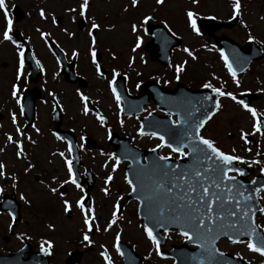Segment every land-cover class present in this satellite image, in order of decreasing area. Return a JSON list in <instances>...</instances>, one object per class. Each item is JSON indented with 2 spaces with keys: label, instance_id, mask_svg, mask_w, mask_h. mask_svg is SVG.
Masks as SVG:
<instances>
[{
  "label": "rangeland",
  "instance_id": "1",
  "mask_svg": "<svg viewBox=\"0 0 264 264\" xmlns=\"http://www.w3.org/2000/svg\"><path fill=\"white\" fill-rule=\"evenodd\" d=\"M188 0H166L164 4L157 5L155 0H138V8L133 9L131 7V0H92V5L88 12L91 14L95 13V20L101 24V31L97 32V39L99 40L98 50L107 58L108 50H113L115 54L121 55L122 62L119 63V66L124 72L129 74V70L134 68L135 70L140 69L139 63L134 62L130 57L132 52L131 49L135 47V37L134 33L131 31V25H138V32L140 31V27L145 25H140L139 21L142 20L144 16H152V23H167L168 27L175 33L177 37L182 40V47L179 51H175L174 59L172 61V72L171 69L160 67L157 69L159 76L162 77L164 74H167V78L172 75V85L177 82L176 76L174 74V67L176 65H180V62L190 61L188 73L182 79V83L185 85L188 84L189 72L191 69V73L196 72L197 68L205 71V62H213V58L209 54H204L201 52L200 55L198 52L194 51L196 56H199V61L194 62L188 58L186 53L183 51L184 47L193 45L194 47H202L201 38H196L192 36L191 29L188 27L186 23L185 12L187 9ZM191 2V1H189ZM6 5L9 13L14 7H20L22 11L26 14V18L21 23H18L16 26L18 31L21 33H27L32 43L36 46H43L42 42L39 39V34L36 29H42L43 32L48 34V37L57 34V37L63 40L64 46L69 52L72 48L81 47L82 43L77 44L78 38H80L81 34L77 27L70 23V8H75L78 11L79 0H6ZM127 8V11H125ZM202 12V14H215L223 15L221 9L216 7H211L212 11L208 12V8L205 9V3H202L198 7ZM43 10L46 14L45 19H40L38 17L39 11ZM72 14V13H71ZM77 14V13H73ZM59 18H63L64 22L62 24L63 27L69 30V27L72 32L76 33V37L74 39H70L69 36H60L61 29H55L56 25H52L54 16ZM200 15V14H198ZM93 16V15H92ZM52 19V22L51 20ZM112 28L108 30L106 27ZM4 21L2 13H0V32L3 31ZM41 31V30H40ZM70 31V30H69ZM69 33H72V32ZM42 32V31H41ZM135 33V34H138ZM84 45L87 46L88 39L84 36ZM184 45V47H183ZM11 46L10 43L3 42L2 37H0V114H2L3 120L0 122V130H4L7 133H13V127L10 115L12 111L11 105L14 102L10 99V89L11 83L13 82L14 77V69H15V49ZM202 50V49H201ZM137 52V51H135ZM44 56V54H42ZM49 62V61H48ZM2 65H6V68L2 67ZM151 63L148 65V68L153 69ZM185 66V64H184ZM264 61L263 64L259 67H256L259 75L264 78ZM81 67L84 70V75L91 79V87L94 88V92L90 95V100L98 103V101L105 102L103 97V93H98L97 91H101L102 84L95 77L93 72V66L88 64L83 59ZM255 69V68H254ZM49 74L48 78H54L57 75V67L54 63L49 62L47 65V70ZM152 70H149L150 72ZM215 73H220L217 70H211ZM210 71V72H211ZM210 72H206L207 76L204 81L207 79H212ZM131 74H136L131 72ZM171 74V75H170ZM184 75V71L181 74V77ZM253 79V76H250ZM49 85L46 87V91L48 88H55L53 85V81L48 79ZM58 82V81H57ZM251 82L244 88H250ZM162 84L164 82L162 81ZM199 84H195L198 86ZM62 86L60 82V89ZM107 91L106 85L103 86ZM133 89V85L131 87ZM82 91L81 94H84ZM76 88L75 87H65L64 95L62 96V100L59 102L62 105H65V110L67 111V118H70L71 122L67 126L76 130V134L78 136L88 134L95 135V131H99L100 140L103 142L102 145L107 146L105 143V131L100 129V123L93 119L90 115H85L83 113L82 105L78 100V97L75 95ZM14 100V99H13ZM50 98L48 97V102ZM73 101V103H71ZM106 103V102H105ZM109 105L108 103H106ZM111 105V103H110ZM231 108L225 110L224 113L216 120L214 126L217 130L220 131V134L226 137L230 133H233L237 138V141L240 137L241 130L250 131L251 121L242 114L239 110L230 111ZM41 117L39 124L42 125L43 131L39 133L33 132V135L38 139L37 145L30 144V153L32 157L30 158L31 164L34 165V168L28 173H25L24 169L28 165L26 162H19L17 157L14 155V150L12 146L5 147L4 141L5 137L1 139L0 136V162L4 163L6 166V176H14L18 174L19 178L16 179V187L18 191V198L21 194H23L29 201V204H24L22 202V218L19 221L16 229H13L16 233L14 237H10L9 243H5L3 241L4 237H9V223L10 221L4 215L0 217V235L2 240L0 242V253H4V250H8L10 248L18 249L21 246V240L17 239L20 237H27L29 242L36 249L39 248V244L43 240L51 241L54 245L52 249V257L51 262L53 264H66V260L69 258V254L75 250L83 251V259L79 264H103L100 258V252L103 250L100 246L103 245L107 252L112 257H118V254L113 247L115 241V234L120 232V241L128 243L132 248H134L139 254L144 255L145 261L144 264H167L168 260H163L162 258L155 255L154 247L149 245V241L146 239L143 229L141 227L142 221L138 218L137 214V203L131 202L127 203L126 207L123 211H121V217L117 220L116 225L113 226L108 232H104L103 229L106 227V222L112 218L111 214L114 210L113 205L119 204L121 201L125 199L127 192L129 191L128 184L125 182V176L123 175V167L120 166L113 173V180L108 184L109 195L105 196L102 189L105 187L104 181L106 177L109 175L108 172H103L104 167H101L102 160H99V157H108L107 155L101 156L98 153L95 154H85V166L94 168L99 172V176L97 178L96 187L92 191L91 196L93 199V208L95 210L96 215V223L100 227V232L90 233V237L93 241V247L85 246L81 237V230L83 228L82 225V217L79 209L75 207V201L84 193H80L79 190L75 189V187L71 184H65L69 188L68 193L64 196V199L70 201L73 205L70 214H65L62 210V204L60 201L59 191L62 187L61 184L63 180L67 178L66 168L64 166L63 160L59 155H53V153L64 152L65 156L68 157L67 149L63 146L62 143H57L54 138L51 136L50 126L52 120L50 118L49 109L45 106L41 105L40 112ZM109 115V114H108ZM17 118V117H16ZM109 118V117H108ZM18 119V118H17ZM19 121V119H18ZM113 121V119H111ZM130 122V121H128ZM134 122V121H133ZM50 123V124H48ZM129 125L127 129H130ZM224 128V131H223ZM27 133V132H26ZM0 135H3L0 134ZM30 135V133L28 134ZM27 135L22 139L23 142L27 141ZM141 144H145V147L152 146L149 143L148 138L138 139ZM24 150L27 149L26 144L23 143ZM108 151V150H106ZM109 152V151H108ZM163 155H171V152L164 151ZM241 156L244 159H249L250 156L247 152L243 151ZM8 164V165H7ZM264 166L259 168V170ZM108 168V167H107ZM110 170L112 168L110 167ZM35 175L40 177V181L35 180ZM53 177H56V182L52 183ZM4 183V188L9 189L13 183L8 181ZM2 179L0 178V183ZM2 185V184H0ZM48 185L50 187H57L58 191L56 195L51 194L48 191V188L45 187ZM261 199L264 204V193L261 194ZM20 200V199H19ZM257 224H260L264 227V216L258 215L256 218ZM51 226V227H49ZM21 234H23L21 236ZM168 242L166 248L169 249L173 244H181L183 243V238L178 235V233L171 232L168 236ZM221 248L227 252H233L240 256L242 259H245L247 262L256 264L260 257L258 254L250 252L244 244H239L238 246H234L233 244H228L227 242H223L221 244ZM263 259V258H262ZM119 263V262H117Z\"/></svg>",
  "mask_w": 264,
  "mask_h": 264
},
{
  "label": "snow or ice",
  "instance_id": "2",
  "mask_svg": "<svg viewBox=\"0 0 264 264\" xmlns=\"http://www.w3.org/2000/svg\"><path fill=\"white\" fill-rule=\"evenodd\" d=\"M192 4H197L198 0H191ZM157 5H162L164 0H155ZM232 17H240L242 15V4L241 0H231ZM89 7V0H83L79 4L78 12L75 8H70L68 11L76 12L80 18H86V11ZM131 7H138V0H131ZM127 11V8H125ZM0 13H2L4 28L0 32V37L3 41L12 43L17 49L18 56V67L16 69V80L20 81L23 76V69L25 65V49L17 42L12 35L13 32V21L9 17V11L7 9L6 0H0ZM197 13L192 10H187L185 12L186 23L195 35H201V31L197 25ZM39 16L41 19L46 18V14L43 10L39 11ZM209 20L215 19V17H206ZM153 19L152 16H144L142 20L139 21L140 25H146ZM264 20V17H261ZM55 23V20H53ZM163 23V22H162ZM242 26L247 27L243 24ZM100 25L95 22L91 23V29L88 31L87 35L90 38L89 44V55L91 57V62L95 65L96 74L98 76H103V71L101 66L97 63V52L95 49L96 39L94 36V30L99 29ZM164 27L168 28L167 23H164ZM40 33L43 39L48 34L41 32L40 29H36ZM67 31V30H65ZM132 33L138 32V25H131ZM170 31V29H169ZM69 36L73 35L68 33ZM175 35V33H173ZM249 42L254 41V37L248 35ZM27 43V41H25ZM47 43V41H45ZM141 37L136 36L135 47L131 49L135 52L137 48L141 46ZM214 47V46H213ZM183 51L187 53L192 60H196L197 57L188 48H184ZM220 58L224 63V67L227 69L232 81L239 87V81L237 79L236 70L233 67V63L230 62L228 56L225 55L224 51L220 50ZM78 53L76 51L72 52V56L76 57ZM114 58V57H113ZM35 59V57H33ZM237 62H240V58L237 56ZM59 63V61H58ZM187 62L185 61L184 64ZM184 64L177 65L175 67L176 79H180V73L185 71ZM36 66L40 68L43 72L44 69L40 67V62L36 61ZM119 73L113 70V79L118 76ZM216 79V77H213ZM166 83V82H165ZM112 81H109V87L112 90V94L116 99L117 107L120 105V96L116 94L115 88H112ZM139 86V85H138ZM204 89L209 90L216 97H226L231 99L236 104H238L244 111L250 114L252 119V131L244 132L241 130L240 139L245 145L249 144L248 136L259 134L264 136V120H262L256 109L249 106L242 99H238L233 93L226 92L223 87H214L211 82H205L202 84ZM18 87L13 84L11 95L16 100L19 105L21 103L20 99L17 98ZM50 96L53 94L50 92ZM82 102L88 100L87 96L81 93H77ZM243 95V94H242ZM53 99L55 97L53 96ZM212 96H203L199 100L193 102L191 99L184 101V104L190 105L192 110H187V116L182 118V113L177 112V119L171 121V112L168 113L169 121L154 122L150 126L158 127L162 126L165 130V134H159L157 131H152L145 133L144 126L142 125L138 131L139 136L148 135L149 137L156 138L159 143L151 151L156 153L160 148H168L171 153L176 154L177 159L190 160L191 163L186 167H180L174 164H170L169 161L172 159L170 155H160L158 159L152 161L146 166H141L134 170L136 175V180L129 179L128 174H125V182L132 193L137 195L139 201L143 203L145 210V219L149 221L153 226L149 224L141 225L143 233L146 239L155 249V255L161 258H166L161 253V240L155 234V228H163L165 237L167 238L168 228L166 225L175 224L179 229V235L185 239L186 242L195 243L198 249L202 250V255L204 256V261H211L216 256L223 257L225 253L219 252L215 247V241L219 239L220 236H226L227 239L232 244H244L247 249L260 257L264 258V227L255 222V213L252 212L251 207L247 203L252 199L251 196H245L244 192L241 190L242 186L236 181V176L229 175L230 172H235L237 176H243L244 172L241 169L233 167L234 162L245 164L242 157L232 154H227L218 148L214 141L207 139L201 135V129L205 127L207 121L211 120L212 117L219 111L222 107L220 101L217 99L214 103V107L207 109L204 112L203 118L192 121L191 117L195 111H200L206 108V102L211 101ZM200 105L197 108L196 105ZM142 110V109H141ZM23 107H21V114H23ZM123 111V110H121ZM89 108L88 105L84 104V114L88 115ZM151 115V113H149ZM96 119L100 122L101 127L104 126V117L96 114ZM148 118L145 117V120ZM11 122L16 125L17 119L15 114H11ZM122 123V121H121ZM175 125H180L183 129L179 135L174 131ZM35 128V125H33ZM39 132V129H36ZM17 136H24V131L20 127L15 128ZM57 140L61 137L53 133ZM165 135L168 136V141L165 140ZM109 135V139H110ZM8 143L13 144L16 148L17 159H27L24 153V148L21 140L15 139L12 135H6ZM30 143L35 144V141L31 137H27ZM83 141L85 138L80 137ZM187 141V142H185ZM83 147V145H81ZM187 149V151H185ZM3 151V149H0ZM235 152V149H232ZM245 151H251L250 148H245ZM67 152L71 156L73 152L72 144H68ZM53 155H59L63 160L64 166L66 168L67 178L63 180L61 187L65 184H71L75 189L79 190L80 193H84V188L77 180V174L73 169V160L66 157L64 152L53 153ZM259 155V152H257ZM110 160H113L112 172L117 170V166L120 164L121 159L116 156H109ZM134 162L139 165V159L133 158ZM252 164H257L259 161L253 160ZM206 165V166H203ZM34 167L33 164L29 163L24 171L28 173ZM5 164L0 162V178H5ZM261 175L264 176V167L260 169ZM151 179L152 183L149 185L145 182V178ZM13 183L12 188H16L15 177H12ZM113 180V175L109 174L105 181V187L102 189L105 196L109 195L108 184ZM225 181L229 182L225 184ZM56 182V177H53L52 183ZM253 184L256 181H252ZM48 191L56 195L57 187H50L45 185ZM215 188L217 191H212ZM256 193L261 192L260 188L255 189ZM3 189H0V193ZM227 194V195H225ZM64 193L60 194V201L62 204V210L65 214H70L72 210V203L67 199H64ZM239 197V198H237ZM19 199L24 202V204H29L28 199L21 194ZM243 201V203H242ZM10 203V202H9ZM215 204V207H214ZM75 207L79 209L82 217L83 228L81 230L82 241L85 246L92 245L93 241L90 237V233L100 232L101 229L96 223V215L93 207L88 206L87 198L85 195H81L75 201ZM119 204L113 205V212L111 214L112 218L106 222V227L103 229L104 232H108L110 229L116 225L117 220L121 217L117 216L119 211ZM260 215L264 216V207L257 209ZM11 218L9 223V229L12 228L16 217L12 212L8 213ZM51 227V226H49ZM232 232L235 235H230ZM23 234H21L22 236ZM248 237L247 241L239 239V237ZM20 239V236L17 237ZM120 232L115 234V241L113 247L118 255L123 256L124 253L121 251L120 247ZM54 245L51 241L43 240L39 244V252L43 256L52 255V249ZM103 250L99 253L103 258L104 264H113L111 257L108 255L107 249L103 245L100 246ZM203 264V261L201 262Z\"/></svg>",
  "mask_w": 264,
  "mask_h": 264
},
{
  "label": "flooded vegetation",
  "instance_id": "3",
  "mask_svg": "<svg viewBox=\"0 0 264 264\" xmlns=\"http://www.w3.org/2000/svg\"><path fill=\"white\" fill-rule=\"evenodd\" d=\"M211 1H213V3L211 4L212 7L217 6L218 9L222 10L223 12L222 18L224 19V21H222V23L219 24L218 28L214 32L216 33L215 37L204 36L207 43L204 45V48L206 49L204 51V54L206 55L209 54L213 58V62L210 63L205 62L206 66L204 69L206 72H210L211 70H217L220 71V73H215L214 71H211L210 75L212 79H207L204 81L205 77L207 76L206 72L202 71L199 68H197L196 69L197 71L194 72L193 74L190 71V78L192 82H196L195 83L196 85L199 84L198 86H195V84H193L191 88L209 91L202 87V84L205 82H211L214 87L222 86L224 91L233 93V95H235L238 99H242L249 106L256 109L260 117H264V78H262L259 75L258 70L256 68L263 64V60L253 62L248 67H247V63L243 62L245 58L247 57L251 58L256 53H261V52L262 54L264 53V20L261 19V17H264V0H241L242 15L240 17H236L233 26H229V27L226 26L225 23L229 22L230 19L233 18L231 16L232 15V9L230 6L231 0H211ZM68 19L70 23H73V21H75L76 26H79L78 24L79 18L75 14L70 13V17ZM241 21H243V24L247 25V27L242 26ZM62 22H64L63 18H62ZM85 25H86L85 30L83 31L77 28L80 33H84V32L88 33V31L90 30L91 24L85 23ZM69 30L71 31L70 27ZM94 34H96V30H94ZM249 34H251L254 37L253 42H249L248 40ZM224 37H228L231 41L226 43L221 42L220 39H223ZM62 41L63 40L59 39L62 54L59 55L58 59L60 60L61 67L59 63V67H60L59 76L53 82V85L55 87L54 89H52L53 93L56 94L57 96L60 94L64 95L65 87L67 88L69 86L76 88L75 95L78 98L79 95H77V93L78 92L81 93L82 91L88 92L89 95H92V93L94 92V88L91 87V79H89L87 76L84 75V70L81 67L83 59L86 62L88 61L89 47L84 45V47L83 48L81 47L80 51L77 52L78 55L76 57H73L72 56L73 48L69 52L64 47L66 43L62 44ZM79 41L84 43L83 38H80ZM218 41L221 43V45L217 44ZM191 46L194 47L193 45ZM220 50L224 51V53L228 51L229 55L228 54L225 55L229 56L231 62L233 63V67L237 73L239 87L236 86V84L229 78L227 72L225 71L223 61L221 60L219 54ZM97 55H98L97 58L98 64L101 66V69L105 76L109 75L110 68L116 70L118 67V63L122 62L121 55H117L116 57L115 55L112 54L110 56H107V58L102 56L98 52ZM237 56L240 58V62H237ZM35 58L40 62V65L43 68V66L45 65L44 63L47 62V57H45V55L43 56L42 53L39 52V54L36 55ZM103 60L106 61L102 63ZM52 62H56V58L54 56ZM66 67H74L77 74L86 79L85 88H81L83 82H81L80 80H78L75 84L67 83L66 73H65ZM251 75L253 76V79L250 78ZM213 77H216V79H213ZM28 78H29V66L26 62L25 74L20 80L21 87L19 89V97L22 101L19 105L17 104L11 105L12 109L16 110V112L13 110L12 114H15L16 117L19 119L17 127H20L23 131H25L24 133L28 132L29 129L31 128L27 126L28 119L25 117L24 111L23 114H21V107L23 105L22 103H23V98L25 96V92L27 89H31V88H40L41 91L45 92L47 85L45 78L43 77V73L41 74V77L37 83H32V84L28 83ZM150 80H154V79H147V81ZM145 81L146 80L143 79L141 83ZM60 82L62 86L60 89H58V87L60 86ZM100 82L102 84V89L101 91L99 90L97 92L98 93L102 92L103 99L107 102V99L109 98V94L108 91H106L103 86L106 85V83H108L109 80L101 79ZM249 82H251L249 85L250 88H244V86L246 87L249 84ZM208 96L213 97L211 101H208L211 103V106L213 105L214 101L218 99L222 107L219 111L216 112V114L212 117V119L205 124V127L202 130L204 137L206 136L208 139L214 141L216 146L225 152H228L227 150H232L234 147L237 148L238 150L243 149V141L240 139V137L237 141L235 135L233 133H230L227 136V142H225L226 137L222 136L220 134V131L213 126L216 120L228 108H231L230 111L239 110L245 116L250 117L249 113L244 111L238 104H236L231 99H228L226 97H216L213 93H211ZM51 101L54 104V99H52ZM39 103L42 104V101H38L37 106ZM71 103H73V101ZM94 108L95 110H93L92 112L95 113L97 111L98 114H100V112L102 113L101 110L100 112L98 111L99 108L95 104H94ZM151 109L155 111L156 107L152 106ZM109 117H114V113L111 112L110 109H109ZM70 122H71L70 118L64 116V127H67V124H70ZM15 128L16 126L14 127V131ZM252 136H250L254 141L252 148L255 149L259 146L261 142L258 140L257 137L258 134ZM262 141H264V136H262ZM26 157L28 158V155H26Z\"/></svg>",
  "mask_w": 264,
  "mask_h": 264
},
{
  "label": "water",
  "instance_id": "4",
  "mask_svg": "<svg viewBox=\"0 0 264 264\" xmlns=\"http://www.w3.org/2000/svg\"><path fill=\"white\" fill-rule=\"evenodd\" d=\"M180 91H182V90L179 87L176 91H174L172 93L162 92L161 103L163 104V103H167L168 102L170 104V106H172V112L173 113H177L178 111L181 112L182 113V118H183V117L187 116L188 106L186 104H184V101H186V100L183 98V96H180V94H179ZM158 128L164 130V128L162 126H158ZM182 130L183 129L181 128L180 125H176L174 127V131H176L177 135H179ZM163 134H165V132ZM165 140H166V142L168 141V136L167 135H165ZM185 142H187V141H185ZM146 159L148 161V163L146 165H148L152 161L157 160L158 156L155 153H153V152H146ZM169 163L177 165V166H180V167H186L188 164L191 163V161L190 160H186V162H178V163H176V162H172V160H171V161H169ZM141 166L142 165H140V163H139V165H137L135 163L131 167L128 168L129 179H133L134 181L136 180L137 177L135 175L134 170L138 169ZM203 166H206V165H203ZM236 181L238 182V184L240 186H242L241 190L244 192V195L252 197V199L250 201H247V203L251 207L252 212H254L256 214L258 212L257 209L260 208L261 205H260L259 200L257 198V193H256L255 189L264 188V179L260 178V179L257 180L256 184H251V185L246 184L245 182H243L244 180L241 181L239 179H236ZM145 182L148 183L149 185H151V183H152L151 179H149L147 177L145 178ZM228 183L229 182L225 181V184H228ZM212 191H217V189L213 188ZM225 195H227V194H225ZM130 198H137V195L135 193H132L130 195ZM237 198H239V197H237ZM242 203H243V201H242ZM214 207H215V204H214ZM145 214L146 213H145V210H144V206H143V203L141 202L140 215L145 220L146 224H149L150 227L153 226L149 221H147L145 219ZM166 227L168 228V231L171 230V229H175V230L180 231V229L175 224L166 225ZM161 230L164 231L163 228H155V234H157ZM229 234L230 235H235L232 232H230ZM239 239H248V237H246V236L245 237H239ZM189 243H191V242H189ZM123 253L125 255L128 254V256L130 257V260H131V258H134V260H135L136 257H137L135 255V253H133L132 250L130 248H128L127 246H124ZM186 257H187L186 258V264H187V262L189 260H190V262L192 261L194 264H201L202 260H195V259L204 258V256L202 255V252L198 253V254H194V255H187ZM29 261L22 262L20 253L11 255L8 258H0V264H37L34 261H30V262ZM40 263L41 264H46L47 260L46 259H41ZM136 263H137V261L135 260V264Z\"/></svg>",
  "mask_w": 264,
  "mask_h": 264
}]
</instances>
